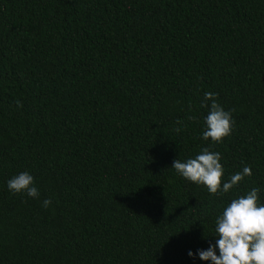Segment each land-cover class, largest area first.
Returning a JSON list of instances; mask_svg holds the SVG:
<instances>
[{
  "label": "trees",
  "instance_id": "obj_1",
  "mask_svg": "<svg viewBox=\"0 0 264 264\" xmlns=\"http://www.w3.org/2000/svg\"><path fill=\"white\" fill-rule=\"evenodd\" d=\"M205 147L225 182L252 175L214 195L172 168ZM24 171L39 198L8 189ZM253 188L264 203V0H0V264H211Z\"/></svg>",
  "mask_w": 264,
  "mask_h": 264
},
{
  "label": "clouds",
  "instance_id": "obj_2",
  "mask_svg": "<svg viewBox=\"0 0 264 264\" xmlns=\"http://www.w3.org/2000/svg\"><path fill=\"white\" fill-rule=\"evenodd\" d=\"M216 96V93L206 92L202 102V107L209 108L207 102L211 101L210 110L204 117L206 129L202 136L206 141L211 139L213 144L223 143L232 134L235 124L232 112L226 111L217 102ZM17 104L22 106L19 101ZM221 159L219 152H212L205 147L194 158L184 162L176 159L172 168L186 180L205 186L211 194L223 195L237 186L245 176H251L252 169L245 166L242 172L235 173L225 182ZM7 184L13 193L23 192L33 198L40 196L33 175L27 171L9 179ZM259 191L253 188L227 205L216 220L215 232L219 238L207 250H199L200 259L211 261V264H264V203H260ZM51 203V199H45L42 206L47 208ZM188 255L196 254L189 251Z\"/></svg>",
  "mask_w": 264,
  "mask_h": 264
}]
</instances>
